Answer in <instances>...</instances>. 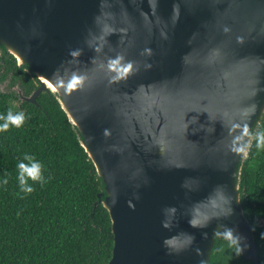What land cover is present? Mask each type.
Masks as SVG:
<instances>
[{
  "label": "water",
  "instance_id": "1",
  "mask_svg": "<svg viewBox=\"0 0 264 264\" xmlns=\"http://www.w3.org/2000/svg\"><path fill=\"white\" fill-rule=\"evenodd\" d=\"M0 49L39 82L25 101L51 91L77 128L109 264H210L228 229L260 264L240 176L264 115V0H0Z\"/></svg>",
  "mask_w": 264,
  "mask_h": 264
},
{
  "label": "trees",
  "instance_id": "2",
  "mask_svg": "<svg viewBox=\"0 0 264 264\" xmlns=\"http://www.w3.org/2000/svg\"><path fill=\"white\" fill-rule=\"evenodd\" d=\"M13 62L22 73L18 76L28 80L21 85L29 98L39 82L26 66L19 68ZM9 111L23 112L25 121L19 128L0 132V264H109L114 248L112 221L99 199L105 186L57 95L44 92L32 104L0 93V116ZM261 132L264 115L252 132L240 194L264 264V149L256 147ZM25 155L42 165L44 177L42 184L29 181L33 191L28 194L21 192L17 179V163ZM210 264L248 263L229 242L219 241Z\"/></svg>",
  "mask_w": 264,
  "mask_h": 264
},
{
  "label": "clouds",
  "instance_id": "3",
  "mask_svg": "<svg viewBox=\"0 0 264 264\" xmlns=\"http://www.w3.org/2000/svg\"><path fill=\"white\" fill-rule=\"evenodd\" d=\"M73 83L70 82L67 86L68 89H71ZM0 120L3 123H0V132H5L9 129L10 126L21 127L25 121V115L23 112L13 113L9 111L6 116H0ZM243 135L247 136V128L244 129ZM256 147L258 149H264V132H261L256 137ZM248 145L239 146L234 149V151L239 153L247 154ZM18 169V183L21 192L28 194L33 191V188L29 185V181L44 183V177L42 175V165L36 161L32 156L25 155L23 160L17 163ZM3 183H7V180H4ZM193 226L197 224V221H191ZM226 240L229 241V247H234L237 254L242 252V248L239 244V237L233 235V231L228 229L227 231L220 233Z\"/></svg>",
  "mask_w": 264,
  "mask_h": 264
},
{
  "label": "flooded vegetation",
  "instance_id": "4",
  "mask_svg": "<svg viewBox=\"0 0 264 264\" xmlns=\"http://www.w3.org/2000/svg\"><path fill=\"white\" fill-rule=\"evenodd\" d=\"M11 53L6 52L3 49H0V93L3 94H12L17 96L20 99V102L27 99V95L23 90L21 82H28L25 77H19V72L14 66V60L10 57ZM18 67L20 68L19 64ZM22 74V73H21Z\"/></svg>",
  "mask_w": 264,
  "mask_h": 264
}]
</instances>
